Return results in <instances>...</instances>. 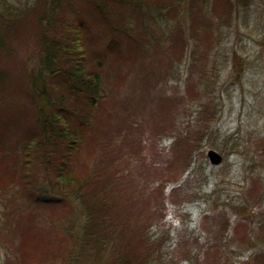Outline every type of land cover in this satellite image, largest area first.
<instances>
[{
  "label": "trees",
  "instance_id": "1",
  "mask_svg": "<svg viewBox=\"0 0 264 264\" xmlns=\"http://www.w3.org/2000/svg\"><path fill=\"white\" fill-rule=\"evenodd\" d=\"M199 1L202 5L196 3L198 0H193L194 4L190 0H37L33 6L19 9L8 0H0V53L6 50L8 32L15 27L24 30L31 17L30 40L39 61V69L32 70L35 77L30 74L29 78L26 108L30 122L19 120V100L18 106L0 97V192L16 185L12 190L21 191L30 200V209L64 208L75 217L73 223L61 227L62 234L58 233L63 253H40L33 257L34 264H264V212L257 210L261 208L258 184L242 192L239 203L234 193L219 188L205 196H180L186 180L206 169L207 148H220L216 143L222 100L216 102L209 130L191 136L188 155L177 154L179 160H171L169 177L161 176L145 185L147 190L135 186L125 193L128 176L130 185L138 183L132 168L117 171L115 180L102 172L100 159L106 154L104 141L110 131L101 124L118 104L122 77L115 61L126 51L120 47L124 41L134 50L136 64H141L154 41L162 44L170 36V28L159 39L148 28L175 19L183 9L177 24L186 36L174 43L179 47L174 49L185 51L184 42L188 47L191 43L185 62L194 66L192 74L186 68H175L172 81L184 93L194 88L195 95L204 93V99L217 97L211 91L214 85L201 77H207L210 66L206 63L218 42L211 45L208 35L206 44L200 36L198 15L208 14L210 4ZM240 2L224 0L220 23L230 26ZM213 18L208 14L198 22L216 29L219 41L224 27H214ZM188 28L196 36L192 35L194 43L187 36ZM200 46L199 66L195 53ZM213 68L215 76L220 75L221 68ZM198 74L199 84L191 88L188 81ZM2 78L0 71V89L7 88ZM12 124L30 125L25 127V142L20 147L6 143L5 138L18 128L8 127ZM167 142L160 141V145ZM183 145L177 146V152ZM147 151L146 146L139 147L143 163H148ZM215 194V206H207L206 201ZM139 200L145 205L140 210L136 208ZM139 212L142 218L148 217L141 228L133 224Z\"/></svg>",
  "mask_w": 264,
  "mask_h": 264
},
{
  "label": "rangeland",
  "instance_id": "2",
  "mask_svg": "<svg viewBox=\"0 0 264 264\" xmlns=\"http://www.w3.org/2000/svg\"><path fill=\"white\" fill-rule=\"evenodd\" d=\"M8 1L14 5L13 7L25 9L33 6L37 0ZM190 2L194 4L193 0ZM200 2L198 0L196 3L201 4ZM207 2L211 6H208V14L214 17L212 25L224 27L221 31L224 34H219L217 41V30L207 23L198 22L208 14L199 13L196 23L202 30L200 36H204L206 44L208 35L211 37V45L215 41L218 42L215 44L217 47L211 51V60L206 63L210 66L207 77L201 76L203 80L214 85L211 86L213 88L211 91L217 97L204 99V93L195 95L196 90L193 87L196 82L199 84L200 74L193 75L188 81L193 88V91L189 92L194 93L193 98L189 93L180 91L172 81V77L173 79L175 77L174 70L185 71L186 68V71L192 74L194 66L189 67L185 62L191 43L188 47V42H184L185 51L174 49L178 47L174 43L186 36L179 30L177 24L178 17L184 12L183 9L179 10L175 19L171 17L158 27L156 25V28L154 24L153 28H148L158 39L170 28V36L162 44L154 41L141 64H136L134 50L124 41L120 47L126 51L115 61L116 67L119 70L121 68L122 77L121 90L116 98L118 104L111 107L109 116L102 119L101 124V127H108L110 131L104 141L106 154L100 159L102 172L105 177L115 180L117 171L127 168L130 171L132 168L134 171L132 175L138 183L130 185V176L126 175L124 192L128 193V190L135 186L141 190L149 189L145 185H150L161 176H170L172 171L168 168L171 160L173 162L179 160L177 154L179 157L180 154L188 155L191 136L197 135L199 133L197 131L209 130L213 124L211 116L215 111L216 102L222 100L224 107L221 117L218 115L221 122L219 121L220 132L216 145L225 153L215 146L207 148L208 165L206 169L203 168V175L199 172L190 176L184 188L179 190L180 196H183L182 199L187 195L189 199L196 194L205 196L207 192L219 188L225 193H234L239 203V195L258 184L256 190L257 196L261 199V208H256L264 212V0H241L237 17L229 27H226L225 22L220 23L221 19L218 18L223 13L224 0ZM197 11H200L199 7ZM31 21L30 17L24 30L15 27L8 32L6 50L0 53V71L4 76L2 83L7 86L0 89L4 90L0 97L3 100L5 98L7 104L19 106L16 101H20L21 108L17 110V116L22 122H30L27 98L29 78L30 74L32 78L35 77L32 70L34 72L39 69L37 49L30 40ZM191 24L192 21H189L190 26ZM186 32L194 43L196 40L194 32L190 31V28ZM200 41L204 43L203 39ZM201 48L202 46L198 47L195 53V61L199 66L203 51ZM193 62L194 59H190V63ZM215 65L221 68L218 76H215L213 68ZM112 68L111 66L110 69ZM193 114H196L195 117L189 118ZM20 124L8 125L18 127L5 138L6 143L11 144L13 148L24 144L25 127H30L29 124ZM171 135L175 137L171 138ZM163 140L168 142L160 145V141ZM184 141L186 145L181 143ZM179 144L183 146L178 149V153L176 148ZM140 146H146L148 149L146 153L148 163H143L144 158H141L139 152ZM209 149L223 155L224 162L220 166H214L209 162L207 157ZM186 160L188 158H185ZM13 163L15 162H10L11 165H14ZM15 186L7 187L4 192H0V264H34L33 257L40 253L48 254L52 251L49 253L51 256H57L55 251L63 253L64 246L59 242L58 233L62 234L61 227L69 221L73 223L75 217L69 215L68 210L64 208H56L54 211H40L39 207L30 209V200L22 195L21 191L12 190ZM124 192L118 194L124 196ZM216 196L215 194L213 199H208L206 205L214 207ZM139 198L143 199L140 196ZM140 200L136 203L138 210L145 206L140 204ZM248 201L249 206H253L249 199ZM137 214L140 217H135L133 224L134 227L141 228L147 223L148 217L142 218L140 212Z\"/></svg>",
  "mask_w": 264,
  "mask_h": 264
},
{
  "label": "water",
  "instance_id": "3",
  "mask_svg": "<svg viewBox=\"0 0 264 264\" xmlns=\"http://www.w3.org/2000/svg\"><path fill=\"white\" fill-rule=\"evenodd\" d=\"M208 158H209L210 162L216 166L222 164V162H223L222 155L215 150H210L208 152Z\"/></svg>",
  "mask_w": 264,
  "mask_h": 264
}]
</instances>
